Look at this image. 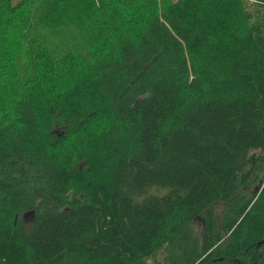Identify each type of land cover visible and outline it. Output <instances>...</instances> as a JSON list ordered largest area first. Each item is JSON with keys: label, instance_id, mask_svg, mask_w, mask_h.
<instances>
[{"label": "trees", "instance_id": "trees-1", "mask_svg": "<svg viewBox=\"0 0 264 264\" xmlns=\"http://www.w3.org/2000/svg\"><path fill=\"white\" fill-rule=\"evenodd\" d=\"M0 264H264V0H0Z\"/></svg>", "mask_w": 264, "mask_h": 264}, {"label": "flooded vegetation", "instance_id": "flooded-vegetation-1", "mask_svg": "<svg viewBox=\"0 0 264 264\" xmlns=\"http://www.w3.org/2000/svg\"><path fill=\"white\" fill-rule=\"evenodd\" d=\"M26 216H27V215H26ZM26 216H25V217H26Z\"/></svg>", "mask_w": 264, "mask_h": 264}]
</instances>
